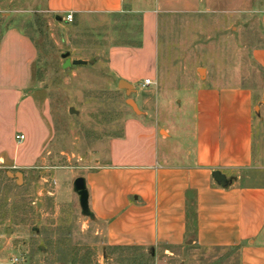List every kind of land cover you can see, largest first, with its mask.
Segmentation results:
<instances>
[{
  "label": "crops",
  "instance_id": "1",
  "mask_svg": "<svg viewBox=\"0 0 264 264\" xmlns=\"http://www.w3.org/2000/svg\"><path fill=\"white\" fill-rule=\"evenodd\" d=\"M132 1L45 0L36 12L68 25L69 14L73 15L70 24L89 17L104 21L129 17L140 23L139 42L111 45L95 60L118 83L131 84L138 95L135 84L148 90L159 84L161 15L196 16L222 0L215 4L211 0H143L149 2L144 7ZM239 3L232 0L231 8ZM4 13L0 8V14ZM25 14L14 8L7 20ZM246 26H250L248 38L261 42L249 53L253 76L264 77V13ZM37 57V45L29 35L12 24L3 29L0 170L33 169L50 141L52 130L32 90ZM139 63L144 74L134 71ZM236 79L227 86L208 75L184 104H178V121L169 120L171 100L163 109L157 102L153 107L150 99L142 97V108L135 101L141 116L134 113L128 118L123 133L110 142L105 160L82 175L105 246L151 252L190 245L237 249L240 264H264V181L257 182L264 177V79L261 85L243 82L239 73ZM145 80L152 85L145 87ZM19 135L25 136L23 142L17 140ZM215 172L232 180L231 185L219 186ZM9 173L14 174L5 172L6 176ZM60 195L61 190L56 201ZM0 264H20V259L0 256Z\"/></svg>",
  "mask_w": 264,
  "mask_h": 264
},
{
  "label": "rangeland",
  "instance_id": "2",
  "mask_svg": "<svg viewBox=\"0 0 264 264\" xmlns=\"http://www.w3.org/2000/svg\"><path fill=\"white\" fill-rule=\"evenodd\" d=\"M44 1L0 0L5 12L0 14V34L12 24L37 45L32 90L52 130L42 159L33 169L0 170V256L17 257L20 264H240L237 249L206 250L190 245L151 252L107 247L102 226L82 214L73 184L105 160L110 142L123 133L125 121L134 114L128 101L142 108L143 97L163 109L171 100L169 120L173 121L179 119L178 104H184L208 75L229 86L237 82L239 73L243 82L261 85L264 77L253 76L249 57L261 42L248 38L250 26L246 25L264 13V0H239L238 8H231L232 0H222L196 16L161 15L159 84L148 90L137 83L138 95L131 97L119 89L103 63L95 60L111 45L139 42L140 23L129 17L106 21L89 17L68 25L37 13ZM136 2L144 7L148 1ZM14 8L27 14L8 21ZM147 51H151L149 45ZM66 53L72 61L88 64L64 69L62 55ZM135 67L134 71L144 74L141 63ZM139 107L136 116H141ZM70 109L78 113L70 114ZM5 172L23 173V182L17 184ZM261 180L264 177L259 176L257 182Z\"/></svg>",
  "mask_w": 264,
  "mask_h": 264
},
{
  "label": "water",
  "instance_id": "3",
  "mask_svg": "<svg viewBox=\"0 0 264 264\" xmlns=\"http://www.w3.org/2000/svg\"><path fill=\"white\" fill-rule=\"evenodd\" d=\"M62 58L65 60V63L63 65L64 69H66L67 67H71V66H81V65H87L88 64L87 61H83V60L72 61L70 58V53L63 54ZM93 63H94V61H91V64H93ZM118 87L120 90L125 91V93L128 97H131L132 95H134L136 93L133 86L126 81H120ZM127 104L132 108V110L134 111L135 114H138V112H139L138 106L134 100L128 101ZM69 112H70V114H73V113L77 114L78 113V112H75L74 109H70ZM9 176L11 178L15 179L17 184H21L23 182L24 176H23V173H21V172H16L14 174L9 173ZM213 178H214L215 182L219 186H221L222 188H228L232 183V180L228 179L225 175H223L220 172H215L213 174ZM73 189H74V192L79 197L82 214L85 217H88V218L93 220V215H92L90 208H89V194L87 191L85 179L83 177H78L74 181Z\"/></svg>",
  "mask_w": 264,
  "mask_h": 264
},
{
  "label": "built area",
  "instance_id": "4",
  "mask_svg": "<svg viewBox=\"0 0 264 264\" xmlns=\"http://www.w3.org/2000/svg\"><path fill=\"white\" fill-rule=\"evenodd\" d=\"M123 1H126V0H123ZM65 20L69 24L72 23L73 22V15L72 14L67 15V17L65 18ZM151 85H152V82L150 80H145V82H144V86L145 87L151 86ZM17 140L19 142H23L25 140V136L24 135H19V136H17ZM18 262H19V260L16 259L15 260V263H18Z\"/></svg>",
  "mask_w": 264,
  "mask_h": 264
}]
</instances>
